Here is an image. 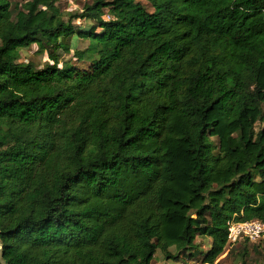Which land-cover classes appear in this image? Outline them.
Instances as JSON below:
<instances>
[{
	"label": "trees",
	"instance_id": "1",
	"mask_svg": "<svg viewBox=\"0 0 264 264\" xmlns=\"http://www.w3.org/2000/svg\"><path fill=\"white\" fill-rule=\"evenodd\" d=\"M263 104L264 0H0V264H214L264 222Z\"/></svg>",
	"mask_w": 264,
	"mask_h": 264
},
{
	"label": "rangeland",
	"instance_id": "2",
	"mask_svg": "<svg viewBox=\"0 0 264 264\" xmlns=\"http://www.w3.org/2000/svg\"><path fill=\"white\" fill-rule=\"evenodd\" d=\"M29 0H10L13 7H21L25 2ZM94 0H57V3L61 7L65 19H68L70 14L74 12H81L82 8L86 3H92ZM117 17V14L112 12L110 9H105L104 19H111ZM75 23L77 25L87 26L88 22L84 19H76ZM74 39H66V42H71ZM90 42L88 40H78L77 46L80 49H86ZM62 61L75 62L79 66L87 67L88 63L85 61L78 62L73 56V52L67 53L63 50H59ZM21 61L32 62L36 67L43 68L46 63L51 62L48 56V52H39L38 46L36 44L31 45L28 48L22 49ZM62 66V64H61ZM264 107V104H263ZM264 128V120L259 121L256 126V130ZM201 244L203 250H208L210 238L199 237L197 239ZM229 248V249H228ZM174 250V249H173ZM175 251V250H174ZM1 252V243H0ZM198 260L190 264H203V256L197 257ZM173 259H165L163 254L158 252L156 255L155 264H179ZM214 264H264V237L257 242L242 241L233 246L228 247L219 259Z\"/></svg>",
	"mask_w": 264,
	"mask_h": 264
},
{
	"label": "built area",
	"instance_id": "3",
	"mask_svg": "<svg viewBox=\"0 0 264 264\" xmlns=\"http://www.w3.org/2000/svg\"><path fill=\"white\" fill-rule=\"evenodd\" d=\"M264 237V222L261 220L229 221L228 247L242 241L257 242ZM229 249V248H228Z\"/></svg>",
	"mask_w": 264,
	"mask_h": 264
}]
</instances>
